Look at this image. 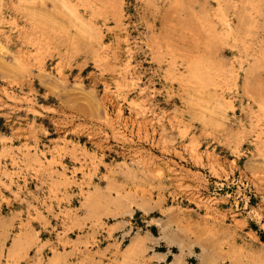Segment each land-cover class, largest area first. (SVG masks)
<instances>
[{"label": "rangeland", "instance_id": "rangeland-1", "mask_svg": "<svg viewBox=\"0 0 264 264\" xmlns=\"http://www.w3.org/2000/svg\"><path fill=\"white\" fill-rule=\"evenodd\" d=\"M56 254L264 264V0H0V264Z\"/></svg>", "mask_w": 264, "mask_h": 264}, {"label": "bare ground", "instance_id": "bare-ground-1", "mask_svg": "<svg viewBox=\"0 0 264 264\" xmlns=\"http://www.w3.org/2000/svg\"><path fill=\"white\" fill-rule=\"evenodd\" d=\"M120 199H121V197H119L118 199H115V200H109V202L110 203H116ZM139 239H140L139 236L134 238L131 242V245H129V247L131 246L132 249H134L135 247L139 246ZM30 247H31V243L27 238H25V236L24 237L20 236V237L14 238L12 246H11V248H9L8 253H7L9 260H12V262H14V263H18L22 259H27V257L29 256L28 254H29ZM57 262H58V257L56 254L48 262V264H57ZM39 263H42L41 258L35 260L33 264H39ZM173 264H180V262L175 261Z\"/></svg>", "mask_w": 264, "mask_h": 264}]
</instances>
